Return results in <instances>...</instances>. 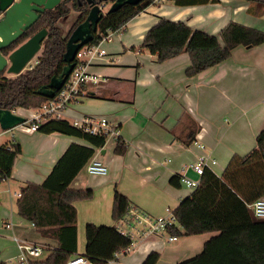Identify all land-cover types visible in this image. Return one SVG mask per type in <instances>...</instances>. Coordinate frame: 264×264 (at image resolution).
I'll use <instances>...</instances> for the list:
<instances>
[{
	"label": "crops",
	"instance_id": "obj_1",
	"mask_svg": "<svg viewBox=\"0 0 264 264\" xmlns=\"http://www.w3.org/2000/svg\"><path fill=\"white\" fill-rule=\"evenodd\" d=\"M261 5L249 0H208L185 5L177 4L176 0H160L102 43L107 54L89 64L87 71L91 81L84 85V95L76 102L79 110L73 114L106 116L119 126V136L126 142L127 150L117 154V138H109L111 144L107 139L92 155L106 165L107 173L90 175L83 167L85 173L81 170L71 183L73 189H92L93 195L74 201L77 252L70 259L85 253L89 222L117 226L118 221L112 215L116 191L126 195L130 206L144 214L165 216L168 208L174 210L192 192L179 180V186H175L170 179L196 160L201 152L198 144H204L205 150L217 157L216 165L219 158L227 165L233 155H245L255 147L257 136L264 128V43L233 49L240 50L249 59L244 66L235 67V61L228 60L193 77L186 75L191 62L188 52L158 62L141 44L146 32L161 17L183 21L192 28L217 35L232 21L259 28V22L264 21V4L258 11ZM259 29L264 31V28ZM241 74H247V79L243 80L245 77ZM225 105L232 109L234 121L232 126L221 129L220 120L227 112ZM241 111H249V116H243ZM72 117L67 119L71 125ZM226 130L229 135L225 134ZM191 134H195V140L188 144L186 141ZM11 139L12 135L6 142ZM15 141L20 143L21 152L11 177L3 180L8 185L11 205L10 212L4 208L0 211V231L12 239L16 236L42 247L41 255L27 254L26 261L19 259L18 264H47L45 260L52 249L58 247V241L42 235L32 222L20 215L14 219L13 200L17 201L15 192L19 189L12 184H18L19 188L28 182L41 184L72 142L88 143L70 131L58 129L19 131ZM149 152L155 155L151 162L142 160V155ZM226 165L221 168L222 172ZM212 170L215 172L214 167ZM188 175L197 177L192 170ZM12 188L15 191L11 194ZM7 222L13 225L6 228ZM211 235V232L184 235L178 243L180 236L170 241L167 233L132 239L131 247L118 252L116 264H142L151 251L160 253L157 264H176L199 253ZM1 238L0 260L8 264L12 256L19 257L21 250L17 245L16 254H10L9 241Z\"/></svg>",
	"mask_w": 264,
	"mask_h": 264
},
{
	"label": "trees",
	"instance_id": "obj_2",
	"mask_svg": "<svg viewBox=\"0 0 264 264\" xmlns=\"http://www.w3.org/2000/svg\"><path fill=\"white\" fill-rule=\"evenodd\" d=\"M79 1L82 3L79 4ZM249 1L264 4V0ZM155 2L143 0L136 5L125 4L117 10L106 11L99 21L98 30L94 32L93 40L88 44L99 43L109 31L124 27ZM196 2L208 0H176L180 5ZM69 3H72L78 16L70 30L65 32L58 21L69 16ZM90 8L87 0H62L53 10L42 14L23 35L2 51L7 55L42 28L48 30V36L42 42L41 53L32 69L15 76L6 71L0 73V108L36 109L49 100L39 94L38 90L48 86L53 76L62 73L66 65L64 53L69 35L86 19ZM263 43V30L238 22H230L217 35L192 28L183 21L161 17L146 32L141 48L154 54L158 62L188 52L191 62L186 75L193 77L227 60L238 46L252 48ZM57 129L70 131L88 144L72 142L46 179L41 184L28 182L21 188V196L17 200L20 216L32 222L42 235L58 241V247L52 249L45 260L47 264H66L71 255L77 252V209L74 201L91 198L93 191L73 189L71 183L96 148L103 147L107 141L105 135L86 134L67 119L48 120L38 130ZM194 140L195 134H191L186 143ZM126 150L127 144L119 136L115 152L124 154ZM20 152L21 146L15 137L0 144V181L11 177ZM178 180L175 175L170 182L179 186ZM261 197H264V128L258 134L257 144L251 151L245 155H233L221 175L206 169L198 188L184 197L173 210L177 222L168 227L170 235L179 237L212 233L199 253L176 264H264V219L256 218L248 207V204ZM129 206V198L116 191L113 218L116 221L122 219ZM131 245V237L122 234L116 225L99 226L91 222L86 225V250L83 256L91 259L94 264H108L116 253ZM159 258V252L151 251L142 264H157ZM0 264L6 262L0 260Z\"/></svg>",
	"mask_w": 264,
	"mask_h": 264
},
{
	"label": "built area",
	"instance_id": "obj_3",
	"mask_svg": "<svg viewBox=\"0 0 264 264\" xmlns=\"http://www.w3.org/2000/svg\"><path fill=\"white\" fill-rule=\"evenodd\" d=\"M160 1V0H156ZM121 28L111 30L105 35L101 41L97 44H86L79 49L75 57V66L67 77L65 83L56 91L54 97L49 98L47 102L42 104L39 108H26L17 107L11 111L25 118L23 123L17 126L5 130H16L25 133H33L39 129V126L51 119H68L67 111L70 109L72 103L77 102L84 95V85L91 81L87 68L92 61L99 59L107 54L105 48L101 45L105 41H109L111 37L117 33ZM37 60L35 61L36 64ZM35 64H27V70L32 69ZM25 68V69H26ZM72 125L86 134L91 135H105L107 139L119 137V126L109 120L106 116H81L72 117L70 119ZM15 137V133L12 134V138ZM201 152L197 156L196 160L190 164L182 167L176 172V176L179 182L184 187L193 191L201 183V177L206 169L212 170L217 164V159L205 150V145L198 144ZM86 173L90 175H105L107 173L106 165L97 158L96 155L92 156L84 166ZM192 170L196 174V178L188 175V171ZM15 196H21V193H15ZM252 214L256 218L264 219V197L258 198L254 202L248 204ZM168 214L165 216L151 217L138 209L129 206L126 214L117 223L118 229L122 234L130 236L133 239V232H131L126 226L132 227L137 222L142 223V229L138 230L140 236L138 239H142L147 235L161 234L163 231H167L168 227L174 225L176 217L173 210L167 209ZM13 224L11 222L6 223V228H10ZM136 236V235H135ZM137 237V236H136ZM13 239L17 242L18 248L21 250L19 259L21 262L26 261L27 254L31 256H39L42 253V247L27 240H22L16 236ZM170 241L176 240L177 237L169 235ZM134 240V239H133ZM132 240V243H133ZM136 241V240H134ZM119 253L115 254V257L108 261V264H116V259ZM66 264H94L93 261L84 256H76L73 259H69Z\"/></svg>",
	"mask_w": 264,
	"mask_h": 264
},
{
	"label": "water",
	"instance_id": "obj_4",
	"mask_svg": "<svg viewBox=\"0 0 264 264\" xmlns=\"http://www.w3.org/2000/svg\"><path fill=\"white\" fill-rule=\"evenodd\" d=\"M61 1L0 0V73L3 71L13 75L22 73L27 64L41 51L42 42L48 36L46 28L33 34L8 55L2 52L23 35L45 10L54 9ZM87 1L91 5L90 11L86 19L80 22L69 35L64 53L66 65L62 73L59 76H53L48 86H43L38 90L39 94L47 98L54 97L56 91L61 89L75 66L74 60L77 52L93 40L99 21L105 14L102 8H105L106 4H101V0L100 2ZM141 1L143 0H115L107 12L117 10L125 4L136 5ZM24 121V117L13 113L10 109L0 108V126L4 130L11 129Z\"/></svg>",
	"mask_w": 264,
	"mask_h": 264
},
{
	"label": "rangeland",
	"instance_id": "obj_5",
	"mask_svg": "<svg viewBox=\"0 0 264 264\" xmlns=\"http://www.w3.org/2000/svg\"><path fill=\"white\" fill-rule=\"evenodd\" d=\"M110 7V4H108L107 5V7H105L104 8V12H106L107 10H108V8ZM76 15H78L77 14V12H72L71 14H70V17H69V19L67 20V22L66 23H64V21H59V24L65 29V32H67L66 30L70 27V24H72L71 22H75L76 21V19L77 18H75V16ZM64 23V24H63ZM257 27H259V28H264V21H260L259 22V24L257 25ZM237 48H241V49H244L245 47H243V46H239V47H237ZM236 49V48H235ZM42 50V49H41ZM9 53H11V51H9L8 53H7V55L9 54ZM40 53H41V51L40 52H38L37 53V55L32 59V61L30 62V64H35V61L37 60V58H38V56L40 55ZM228 60H232V61H235V67L236 66H239V65H241L242 64V66H244L245 65V63H248V61H249V59H247L246 57H244L243 56V52H241L240 50H234V51H232V54L230 55V57L227 59V60H225V61H228ZM224 61V62H225ZM27 70V68L26 69H24V71H26ZM238 69H236V71H237ZM23 71V72H24ZM235 71V72H236ZM11 76H15V75H13V74H10ZM241 76H243V77H245V78H243V80H246L247 79V74H241ZM204 83V82H203ZM203 83H200V85H202ZM70 107L72 108V109H69L68 111H67V115L68 116H70V117H72V116H76V117H80V116H78V115H74L73 113L75 112V110H79V105H77V103L75 102V103H72L71 105H70ZM72 110V111H71ZM224 111H227V112H224L223 113V115H222V120H220L221 121V123H219L220 124V126H221V129H226L227 127H229V126H232L233 125V121H234V119H233V113H232V109L231 108H229V109H227L226 108V105H225V109H224ZM248 113V114H247ZM241 114L243 115V116H249V111L248 112H243V111H241ZM244 114H246V115H244ZM13 133H15V135H17V137H18V131H16V130H10V131H5L1 126H0V143H4V142H6V140L8 139V138H10V136L13 134ZM225 134H227V135H229V133H227V130L225 131ZM110 140V144H111V139H109ZM254 146H256L255 145V143H254V145H253V147ZM253 147H251V148H253ZM250 150V149H249ZM240 152H242V151H240ZM153 156H155L154 155V153H152V152H149V153H147V155L146 154H144V156L142 155V160H145V161H149V162H151V158L153 157ZM217 158V157H216ZM159 160H161L160 158H159ZM224 165H226V161H223V160H221V158H219V161H218V165H215L214 166V169H215V172L218 174V175H221V173H222V171H221V168L224 166ZM82 173H85V171L84 170H82ZM13 186V188H15V189H19V192H20V190H21V188H19V185L18 184H12ZM17 187V188H16ZM7 188H8V185H7V182L6 181H0V211H1V209L2 208H4V209H6V210H8L9 212H10V210H9V206L11 205V202H10V199H9V192L7 191ZM11 189V194L12 193H14V189ZM18 192V190L15 192V193H17ZM18 200V199H17ZM13 206H14V210H15V212L13 213V215H15V217H14V219H18V217H20L19 215V212H18V207H17V201L16 200H13ZM16 207H17V211H16ZM136 223L135 224H133V226L132 227H130V226H126L131 232H133V234H135L134 236H133V239L134 240H138V237L140 236V233L138 232V230H140V229H142L143 227H142V223H139V222H137V221H135ZM1 230H2V228H1ZM4 231H0V236L1 237H3V238H1V239H3L4 241L5 240H7V241H9L8 242V248H9V253L10 254H12V255H15L16 254V252H17V250H18V248H17V243L12 239V238H10V237H7L6 235H4V233H3ZM162 233H167V234H169L167 231H163ZM170 235V234H169ZM181 239H183V236H180V239L176 242V243H178V242H180L181 241ZM11 261H9L8 260V264H18V261H19V257H17L16 255L15 256H12L11 257Z\"/></svg>",
	"mask_w": 264,
	"mask_h": 264
},
{
	"label": "flooded vegetation",
	"instance_id": "obj_6",
	"mask_svg": "<svg viewBox=\"0 0 264 264\" xmlns=\"http://www.w3.org/2000/svg\"><path fill=\"white\" fill-rule=\"evenodd\" d=\"M93 1L100 2V0H93ZM87 2H88V1H87ZM113 2H114V1H110V0H101V4H102V3H105V4H106V7H107L108 4H110V6H111V4H112ZM81 3H82V2L79 1V4H81ZM88 3H89V2H88ZM68 5H69L70 8H71V12H70V14H71L72 12H77V11H75V10L73 9V5H72V3H69ZM109 8H110V7H109ZM109 8H108V9H109ZM50 10H53V9H50ZM47 11H49V10H45L42 14L46 13ZM102 11L104 12V7L102 8ZM104 13H106V12H104ZM42 14H41V16H42ZM70 14H69L68 17H66V18H64V19H61V21H64V23H66L67 20H68L69 17H70ZM77 14H78V12H77ZM41 16H40V17H41ZM77 16H78V15H76L75 18H77ZM40 17H39V18H40ZM59 21H60V20H59ZM59 21H58V23H59ZM64 23H63V24H64ZM71 23L73 24V22H71ZM72 24H70V27H69L66 31H69V30H70Z\"/></svg>",
	"mask_w": 264,
	"mask_h": 264
}]
</instances>
